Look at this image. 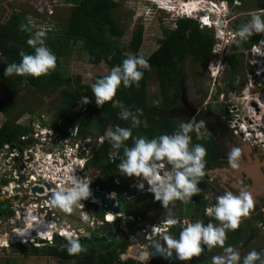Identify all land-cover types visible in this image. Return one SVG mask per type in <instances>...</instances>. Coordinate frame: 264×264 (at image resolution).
Listing matches in <instances>:
<instances>
[{
	"label": "trees",
	"instance_id": "16d2710c",
	"mask_svg": "<svg viewBox=\"0 0 264 264\" xmlns=\"http://www.w3.org/2000/svg\"><path fill=\"white\" fill-rule=\"evenodd\" d=\"M229 5L237 0H225ZM256 10H264V0H255ZM72 3L65 21L62 23V32H46L45 45L56 57L55 69L47 75L33 78L31 76H4V69L7 64L20 61V53L32 54L33 49L26 41L32 36V26L26 21L25 13L16 11L10 13L4 22H0V84L9 91L19 93L25 85L46 91L49 89L58 90V105L52 119L61 118L77 125L79 134L85 138L92 135V138L104 136L105 142L95 146V144L85 143L89 146L90 157L87 167L99 170L100 174L117 172V165L124 158L123 146L120 149H112L107 132L113 131L116 126L131 128L132 136L145 137L147 139L157 137L162 134L171 135L178 130L180 123H188L181 115L176 117V112L183 103L181 102L182 85L179 67L189 56V60L200 64L202 67H209L213 62V46L215 39L213 35L202 30L199 23L191 17H181L174 21L172 28H163L161 37L157 39L156 48L144 57L149 70L143 71V76L137 85L125 88L122 84L117 88L112 100L97 107L95 98L91 92L90 85L96 78L105 74H93L88 81H83L80 75H70L68 69H64L65 56L74 53L76 48H80L86 54L88 65H98L100 63L111 70L113 66L120 65L128 58V55L141 56L140 47L143 42V28L137 26L131 33L129 41L123 43V29L117 25V21L112 17V11L119 4L115 0H68ZM243 2V0H238ZM248 22V19L241 20V26ZM23 24L28 31H21ZM161 25V23H160ZM261 39V33H254L247 41L236 43L238 37L232 42L231 54L225 56V62L231 73L234 72L237 63V52L249 50L253 44ZM143 57V56H142ZM153 76L157 83L160 102L149 100L148 79ZM87 97L88 103L82 104V98ZM120 103H123L130 112L136 115V127H132L131 119H119ZM13 105L6 104L2 108L8 111ZM72 113V117L69 114ZM28 114H32L28 110ZM220 114H223L221 110ZM36 116V115H34ZM31 115L30 122L34 121ZM39 116V115H38ZM193 122V121H192ZM29 126L16 124L12 121H5L0 125V154L5 152V144L14 145L19 135L28 132ZM198 130L189 133L191 141L189 148L193 145H202L206 150L204 157V172L209 165L220 156V149L214 138L207 134V137H198ZM124 145L131 147L133 140L130 137ZM117 151L118 158L113 163H107V155ZM5 182V181H4ZM6 184V182H5ZM200 192L191 197L188 202L192 203L194 212L204 211L206 200L203 192L206 189V181L199 178L197 185ZM204 188V189H203ZM145 196V195H144ZM148 199L152 195H146ZM144 206L152 202L146 200ZM185 203L176 201L170 203L168 211L174 217L183 215L182 206ZM94 205L88 204L91 210ZM132 205L129 206L130 209ZM139 204L136 208L139 209ZM94 210V209H93ZM141 211V209H139ZM202 211V212H203ZM96 214L101 215L100 211ZM140 214L139 216H141ZM192 217V215H191ZM166 217H164L165 219ZM119 226L122 225L120 221ZM117 225V226H118ZM128 229L131 228L128 225ZM240 241L239 228L228 231L224 241V247L235 246ZM66 239L56 236L52 244H45L43 247L30 246L33 253H42L56 259L57 264H143L140 261L129 257L128 253L121 248L117 239L107 240L102 243L80 241L81 247L86 249L76 255H68L65 251Z\"/></svg>",
	"mask_w": 264,
	"mask_h": 264
},
{
	"label": "rangeland",
	"instance_id": "374dc122",
	"mask_svg": "<svg viewBox=\"0 0 264 264\" xmlns=\"http://www.w3.org/2000/svg\"><path fill=\"white\" fill-rule=\"evenodd\" d=\"M115 1L119 6L114 9L111 14L112 17L116 19L117 25L124 31L121 39L123 43L129 41L132 31L137 26L143 28V42L139 51V54L143 57H147L156 48L157 39L162 36L161 30L163 28H172L175 19L191 15L198 16V14H202V11L208 9L210 13L213 12L209 14L210 19L217 22V26L218 24L222 25L217 27L213 24L210 27H203L202 30L213 35L217 43H223V51L214 58L215 62L221 60L222 66L218 68L214 64L215 68L214 66L205 68L198 63L190 61L188 56L179 67L184 100L192 109L197 110V112L210 111L218 114L222 108L224 111H229V114L224 118L226 124L230 113H238L241 116L248 111H254L256 108L254 103L257 102L256 99L259 98L262 89L257 87V85L254 86V89L250 88V84L257 78L250 76L252 66H250L251 60L249 54L247 55L246 52H244L246 50L243 51L241 49L237 52L238 67L233 73L229 71L228 66L223 63L222 59L224 54L225 56L231 54L230 47L233 39L230 38V36L227 38L226 35H228V31H233L235 33L241 26V20H249L251 14H258L261 16L262 20H264V12H258L260 10L255 11L257 9L255 0H243V2L233 1L231 5L225 0H202L199 5H196L194 10L193 6L195 3L189 2L192 3L190 5L192 9L189 13L185 12V9L187 10L186 6L189 3H186V5H184L185 7L180 3L187 0H171V3L175 7V11L173 12L164 10L161 6L156 5L159 1L168 4L169 1L167 0H154V2H148L147 0ZM222 1L225 2L222 3ZM71 4L72 3L68 2V0H0V22H4L11 12L16 11L20 14L25 13L26 21L32 26L31 29H34V31H32L33 33L37 30H44L45 33H56L57 31L61 33L63 28L62 23L67 17ZM216 34L220 37L217 38ZM225 40H227L226 43ZM129 56L132 55H128V57ZM64 60V69H68L72 76L80 75L85 82L88 81L93 74L107 75L110 71L107 66L102 63L95 66L88 65L86 63V54L82 52L80 48H76L74 53L66 55ZM217 70L218 73L216 72ZM224 92H226V94ZM148 96L150 101L160 102L157 83L152 75L148 79ZM246 96H249V98L245 100ZM260 97L264 98V95ZM252 100L254 103H252ZM58 101V90L56 88L40 91V89L25 85V87L17 93L16 91L6 90L0 84V125L5 121L12 120L16 124L26 125L28 124V117L31 115H36L37 117L40 115L41 119L48 117V120L51 121L52 116L56 112ZM6 104H12L13 106L8 111H3L1 107ZM28 110H31L32 114H28ZM69 116L72 117V113L69 114ZM25 118H27V121ZM200 134L205 135L206 133L202 131ZM90 137H92V135H90ZM85 138H87V136ZM41 144L44 148L40 145H33L32 149L36 150L38 153L39 163H44L45 158L43 156L46 149L45 146L48 145L46 143ZM51 160L52 158L50 157L49 162ZM50 165L51 164H48L46 168L47 172L49 171ZM72 165L75 168L77 161L73 162ZM31 168V173L38 172V177L37 175L34 176L36 181L39 180V184L44 186L45 182L40 176V171H38L39 169L43 170L42 164H35L31 166ZM8 171L9 168L7 166L0 167V205H2V203H7L13 212L9 220L0 218V264H57V260L50 256L43 255L42 253H33L30 246H38L41 248L44 244L39 243L36 239L31 240L35 238L32 234V236L27 237L26 241H21L20 238H10L11 234L14 232L13 229H20L22 227L23 229L27 228L31 224L30 220H33L27 215L16 219L14 218L15 214L18 216L17 212L19 210L23 207L26 208V204L30 200L26 199L27 197L24 196V193L26 194L27 192L24 190V192H22V189H18L21 192H15V194L12 192L13 199H11L9 190L11 186L7 184V179H5V175ZM98 176L100 177L101 175H99L97 171H91L90 178L95 179ZM138 179L139 178L131 177L128 182L133 186L138 182ZM26 180H30L29 185L33 183L32 179L26 174L22 178L23 187H28L26 186ZM90 180L88 183L91 182ZM4 181L7 184V186L5 185L6 188L4 186ZM141 193H144V190L141 191ZM16 195H18L17 198L15 197ZM49 196L50 198L52 197L51 195ZM8 197L10 199H8ZM40 198L46 199L44 193ZM147 200H151L159 205L158 209L157 206L154 205V211L147 212V214H149L147 219L153 218L152 220L154 221H160L165 217V213L168 214V209L162 208L159 201H154L153 197ZM136 201L138 204V200ZM42 204L46 205L44 202ZM44 209H46V206ZM53 210L54 215L47 214L45 218L53 222L58 218L57 224H61L63 229L67 231L66 238H74V236H77L79 239H82L81 237L90 239L99 235L96 234L88 237L89 227L92 224L91 227L95 228L96 224L91 223L93 214L89 215L90 213L88 211V213L85 212L84 208H78V206L75 205L70 213H65L58 207H54L50 204V210H48V212ZM258 212L260 213L261 211ZM131 214H134V211ZM141 216L143 218V215ZM247 219L252 220L253 218L250 215ZM253 221L255 228L259 232L260 230L257 226L259 220L253 219ZM136 227L138 228L139 225ZM23 242L27 244H22ZM251 244H254V242H251Z\"/></svg>",
	"mask_w": 264,
	"mask_h": 264
},
{
	"label": "clouds",
	"instance_id": "9594fccd",
	"mask_svg": "<svg viewBox=\"0 0 264 264\" xmlns=\"http://www.w3.org/2000/svg\"><path fill=\"white\" fill-rule=\"evenodd\" d=\"M147 1L154 2L152 0ZM189 2H194L196 6L199 5L202 0H187L180 3L183 4ZM156 5L161 6L164 10L171 12L175 11V7L172 3L171 5H168L159 1V3ZM205 13L207 12L204 10L202 11V14H198V16L191 15L187 17H191L199 23L200 18L203 17ZM19 27L21 31H28V29L23 24H21ZM254 33H261V35L264 33V20H262L261 16L258 14H251L248 22L240 26V28L234 33V36L238 37L236 43L239 44L240 42L247 41L248 38ZM45 37L46 33L44 30L35 31L33 35L26 41V43L33 49L32 54H25L21 52L19 63L13 62L7 64L4 69V76L7 77L14 74L17 76H31L36 78L42 75H47L50 71L54 70L56 66V57L45 45ZM234 40L235 38L233 41ZM212 54L213 62L209 63V67L214 66V58L217 57L216 52ZM246 54L248 55L249 53L246 52ZM224 57L225 54L223 59ZM149 67L150 66L148 62L144 57L139 55L129 56L128 58L124 59L120 65L113 66L107 75L96 78L94 83L90 85L91 92L95 98L96 106L100 107L106 102L112 100L116 94L117 88L120 87L121 84L125 88L137 85L143 76V71L149 70ZM216 72L218 73V71ZM255 80L257 81V79ZM260 84L261 85L259 88L262 89L260 96H263L264 84H262V81ZM260 96L258 98L259 102H261L260 106L258 103H255L259 106L260 110L263 111L261 106L264 105V98H261ZM88 102L89 101L87 97L82 98V104H87ZM255 103L254 105L256 106ZM258 106H256V108H258ZM119 107V119H131L132 127H136V115L130 112L123 103H120ZM228 114L229 113L223 115L224 117L222 121L229 130L228 120L232 119L233 114L231 115L230 113L226 124L224 118ZM203 126V121H189L188 123L182 122L179 124L178 130L173 134H162L150 139H147L143 136H132L131 128H122L120 126H116L113 131L107 132L112 149H120L123 146L124 158L117 165L118 172L127 177L139 178L138 182L135 184L136 189L143 191L147 188L146 191L148 192L144 191V194L152 195L153 200L159 201L162 208L168 209L169 204L177 200L182 203H188L193 195H196L200 192V189L197 186L199 183V178L201 177L205 179L206 189L202 194L207 203L205 215L214 217V219L219 223L217 225H214L212 222L203 224L199 221H195L196 218L192 217H190L191 219H189V217L181 219L183 215L174 217L169 210L167 219L165 221L168 225L167 232L162 235V242H157L153 245L157 254H160L164 257H171L174 254L178 261H186L192 257H195V261L198 259L197 257H203L200 255L203 250L202 246H206L209 249L214 246H223L226 238V230H235L238 227L239 218L241 216H247L250 208L252 207L250 193L246 190V186L242 187V185L246 182H241L239 180L241 188L238 194L234 195L233 193L228 192V190H222L216 177L218 174L222 175V171L228 168L222 167L223 169L220 168V170L209 165L208 169L204 172V157L206 155L205 148L199 144L193 145L191 148H189L191 141L189 133L191 131L198 130L197 136L204 137V135L200 134V132H202L204 129ZM130 137L133 140V145L128 147L124 145V142ZM235 140L242 142L236 138ZM247 146L251 148L249 153L253 155L252 153L254 152L255 148H252L248 144ZM256 150L264 151V149L259 148H256ZM112 155L113 153L109 154L110 158ZM239 156L240 150L238 148H233L229 152L228 164L232 169L238 168ZM6 157V152H3L0 155V167H6ZM224 160H226V157ZM254 164H256L255 161ZM217 169L220 171L215 172L214 170ZM261 170L264 174V164L261 166ZM10 173L11 171L9 170L7 174ZM65 181L69 186L66 189L61 187L59 190L54 191L52 193L50 203L52 206L58 207L63 212L70 213L73 209V206L80 204L82 200H85L91 196L89 188L90 183L81 180L74 174L67 176ZM213 183H217L219 192L214 193L215 190L211 188L214 186ZM208 188L212 189V192L208 191ZM212 193L214 194L212 195ZM115 195L116 194L114 192L109 193V198H115ZM212 200H216L215 204L212 203ZM260 210L262 211V214L260 213L259 220L264 221V204L261 205ZM22 216H25L24 207L19 210V217ZM14 218L16 219V217ZM57 221L58 220H55L52 226L53 228L49 230V233H51L53 237L50 244H52L54 238L58 236L66 239L67 242L65 245V251L68 255H76L82 251H86V249L81 247V243L78 239L66 238L65 234L56 235L55 230L57 229H62L65 231L61 224H57ZM105 222L110 223L112 226L113 221ZM180 224H183V226L179 234L176 233L178 234V238L177 236L173 237L167 234L171 226L177 228L180 226ZM133 229H129V231L132 232ZM112 234L114 235L113 232ZM34 239L37 240L36 237L33 238V240ZM139 239H141L140 236L136 237L134 240ZM48 242L45 244H49ZM22 244L27 243L23 242ZM135 251L136 250H134V252ZM134 252H129L128 254H133L129 255V257H135L141 259L144 264H150L148 263V260L151 257H139L134 255ZM223 253L224 254L221 256L213 257L212 264H264V258H262L261 253L255 250L249 251L246 255L241 257V254L238 250L228 246L224 247ZM156 259H160L162 262L166 263L162 258ZM189 264H194V262L191 261Z\"/></svg>",
	"mask_w": 264,
	"mask_h": 264
},
{
	"label": "built area",
	"instance_id": "2783aa9c",
	"mask_svg": "<svg viewBox=\"0 0 264 264\" xmlns=\"http://www.w3.org/2000/svg\"><path fill=\"white\" fill-rule=\"evenodd\" d=\"M167 1H169L168 5H171V0H167ZM224 2L225 1H222V3ZM185 4L186 3L182 4L183 7H185L184 6ZM185 12L189 13L190 10L185 9ZM258 12H264V10H260ZM213 24L217 26V22L211 20L210 15L204 14L203 17L200 18L199 25L201 28L210 27ZM227 34H228L226 35L227 38H229L228 36H230V38L232 39L236 38L234 36L233 31L232 32L228 31ZM216 36L217 38L220 37L218 34H216ZM226 42L227 40H225V43ZM223 48H224L223 43L215 42L212 52L213 53L216 52V56H217L220 54V52L223 51ZM246 52L249 53L251 60L250 66H252V71L250 76L257 78V81L255 80L252 82V84H250V88L254 89L255 85H257V87H260L261 81L262 84H264V33H262L261 39L256 44L252 45L248 51L246 50ZM215 65L218 68L221 67L222 66L221 60H217L215 62ZM256 101L260 106L261 103L259 102L258 98L256 99ZM263 108L264 105L261 106V109ZM255 112L257 115H255ZM263 112L264 111H248L245 115H241L240 117L242 122L238 124L237 128L234 125L236 117L234 116V113H231V115L233 114L234 118L232 117V119L228 120L229 134H231L234 138L239 139L242 142L248 144L252 148L264 149ZM28 118L31 119V116H29ZM244 118L248 119L249 122L246 123L247 120L245 121ZM29 119L27 121V118H25V120L28 122L27 125L29 126L28 132L24 135H19L18 139L15 140L16 144L14 145L5 144V146L3 147L5 149V152L7 153V157L5 159L6 166L11 171L10 174L5 175V179H7L6 180L7 184L11 186L9 187L11 197H12V192L13 194H15V192H21V191L27 192L26 194L24 193V196H26L27 197L26 199L30 201L26 204V208L24 207L25 215L30 216L31 219L32 217L35 219V215H37L38 213V215L40 216L39 221L49 223L51 225L50 228L52 229L53 223L55 221L53 222L45 218L47 214L54 215V210L48 212V210H50V204H51L50 203L51 198L49 195L54 191L59 190L61 187H64L66 189L69 185L65 181V178L72 174L76 175L85 182H88L91 179L90 180L91 182L89 184V187H91L94 180L93 178H90L91 171H97L99 175L101 174L99 170L90 169L87 167L88 165L87 161L88 158L90 157L89 154L90 147L84 146V144L91 143V145L95 144V146H97L103 144L106 138L104 136H99L94 139L90 136L89 137L87 136V138L84 139L82 138L83 136L79 134V130L76 124L74 123L71 124L69 121L66 120L63 121V119L61 118H56L55 120L52 119L51 121H49L48 117L41 119L39 115L38 117L34 116V121L32 122H30ZM41 143H46L48 145L45 146L46 149L43 156L45 158L44 163H39L38 153L36 152V150L32 149L33 145L43 146ZM111 153H113V155L110 158L109 156L110 153H109L107 155V160H105V162L107 161V163H113L118 158L117 151H113ZM50 157L52 158V160L49 162ZM75 161H77V165L74 168L72 164ZM35 164H42L43 166V170L39 169L38 171H40V176L43 178L45 182L44 186H41L39 184L40 181L39 180L36 181V179L34 178L35 175H37L38 177V172L31 173L32 170L31 166ZM48 164L51 165L49 166V171L47 172L46 168L48 167ZM26 174L30 179H32L33 183L29 185L30 180H26L27 182L26 186L28 187H23L24 185L22 186V178ZM114 183L116 184V186H118L117 179H114ZM46 185H48L49 189H47ZM33 187H40V188L46 187V190L44 189L41 193V195H43L44 193L46 199H41L40 198L41 195L39 193L31 194V189ZM128 187L133 188L135 187V185L132 186L129 184ZM18 189H22V190L19 191ZM146 189L144 191L148 192L146 191ZM99 190L100 189H98V186H93L92 190H90L91 196L85 199L86 201L82 200L81 203L78 204V206L82 208L85 206V203H90V204H95L98 207H102L100 199L95 198L93 196V193ZM105 195L106 197H109L108 194ZM15 197L17 198L18 195H16ZM43 202L46 205H43L42 204ZM115 205L116 202H114L113 206ZM45 206L46 209H44ZM17 213L18 216L17 214L14 215V217L16 218L19 217V211ZM107 214L108 216L111 215L113 218L120 216L119 213H114V212H105L103 219L95 215L91 220V223L96 224L95 228L102 229L105 221L110 222V220L107 219L108 218ZM56 220H58V218H56ZM257 226L260 232L264 234V221L259 220L257 222ZM167 229H168V225L166 224V222L160 220V221H155L154 223H145L144 225H139L138 228L134 227L132 232L129 231V229L124 228L123 232L130 239L132 238V234H139L141 238H144V242H140L141 244L136 245L137 249L135 250L139 251V249H144L148 245L154 244L153 239L160 238L164 233L167 232ZM18 230L19 229H13L14 232ZM71 231L74 232L73 230ZM55 233L56 235L59 234H65V236L67 235V231H63L60 229L55 230ZM46 236L49 240L48 243L50 244L53 239L52 234L49 233V235ZM74 238L77 239L78 237L74 236ZM128 255H133V254L131 253Z\"/></svg>",
	"mask_w": 264,
	"mask_h": 264
},
{
	"label": "flooded vegetation",
	"instance_id": "af4514ba",
	"mask_svg": "<svg viewBox=\"0 0 264 264\" xmlns=\"http://www.w3.org/2000/svg\"><path fill=\"white\" fill-rule=\"evenodd\" d=\"M222 60H223V63L226 64L224 59H222ZM221 110L223 111L222 115L220 114ZM221 110L218 114L210 112V111H199V112H197V110H195V109H192V108L189 109L185 105H182V107L179 110L174 111V112H176L175 114H176V117H178V118L181 115L182 117L184 116L183 118L188 120V121H193V122L203 121L204 122V126H203L204 129L202 131H204L207 134H209L210 136H212L214 138V141L218 144V147L220 149L219 158L216 160H213V163H211L210 165L213 167H224L226 165L228 167H230L228 164V154L231 151V149L238 148L240 151H242L243 148L247 147V144L242 143V142H238L237 140H235V138L231 134H229L228 128L226 127V125L222 121L223 117H224L223 115L226 113H229V111H224L223 108ZM256 110H258V109L255 108V111ZM234 116L236 117L234 125L237 128L238 124L241 123L242 121H241L240 114L234 113ZM244 120L245 121L247 120L246 123L249 122V120L246 118H244ZM256 151L257 150L255 149L254 152H256ZM222 155L227 157L226 160H224L225 157H223V158L221 157ZM225 161H226V163H224ZM241 161H245V158L239 157L238 163H240ZM130 178L131 177H127V176L120 174L118 171L112 172V173H105V174H102L100 177L94 179L93 183L91 185L92 188H93V186H98V189H100L99 191L103 192L104 186L107 183H109V185H113V186H115L116 189H121L123 191L124 207L126 206L125 209H126L127 213H126L125 217H122L121 215L118 217H114L113 223H112L113 226H111V229H112V232L114 233L115 239L118 240V244L121 245V248H123L126 251V253L128 251L134 252V250L137 247L136 245L141 244L140 242H144V240H142V239H139L136 241L131 240L126 235H124L123 229L124 228L128 229V227H129L128 225H130V227H136L138 225H144L145 223H154L155 222L154 220H152L153 219L152 217H151L152 219H147L149 216V214H147V212L148 211H154V205L155 204L150 203V204H148L149 206H144L147 203V202H144L148 199L146 197L147 194L141 193L135 187L129 188L128 187V185H129L128 181L130 180ZM114 179L118 180V186H116V184L114 183ZM4 185H6V184H4ZM213 185L214 186H212L211 188L213 190H215L214 193L219 192L217 183L216 184L213 183ZM42 189L46 190V188H42ZM128 189H134L135 192L130 193V194L126 193ZM212 189L208 188V191L212 192ZM35 193H38V192H35ZM214 193H212V195ZM39 194L41 195V193H39ZM8 199H10V198L8 197ZM11 199H13V197H11ZM136 200H138V204L140 206L139 209H141V211L138 208H136V205H137ZM260 200L262 201L261 198H260ZM175 202L176 201L171 202V203L174 204ZM88 204H90V203H87V204H85L84 207H82V208H84V211L85 212L88 211L90 213L89 215L93 214L92 215L93 217L96 215L99 218L103 219L105 212L100 211L101 215H98L96 213L98 212L97 210H99V208L97 206H95L94 204H91V205H94L95 208L92 207V209L89 210L87 208ZM130 205H132V207H131L132 209L129 208ZM10 208L11 207H9L7 205V203H5V204L2 203V205H0V218H6L7 220H9L10 216L13 213ZM78 208H80V207H78ZM133 211H134V214H131ZM140 214L143 215V218H142V216L141 217L137 216ZM107 217H108L107 219H109V220L112 219L111 215L108 216V214H107ZM252 218L259 220L260 219V213L258 211H256L255 215H253ZM253 219H252V221H253ZM120 221L122 222V225L119 226L118 224ZM89 228L90 229L88 232V237L94 236L100 232L103 233V231H101L100 228H92L91 229V226ZM179 232H180V227L178 226V231L176 233L179 234ZM176 233H171V231H170L167 234L174 236V235H176ZM259 233H261V232L259 231ZM77 239H79V238H77ZM153 242L154 243L162 242V236L160 238H154ZM259 249L260 248H247V250H244V254L242 255V257L244 255H246L247 252L255 250V251L261 253L262 258H264V244H263L262 248L260 250ZM221 255H223V253L222 254H215V256H221ZM152 260L159 261V264H166V263L162 262L160 259H154L152 257L148 260V263H150Z\"/></svg>",
	"mask_w": 264,
	"mask_h": 264
},
{
	"label": "water",
	"instance_id": "95a60500",
	"mask_svg": "<svg viewBox=\"0 0 264 264\" xmlns=\"http://www.w3.org/2000/svg\"><path fill=\"white\" fill-rule=\"evenodd\" d=\"M226 94V92H224ZM181 102L183 103V105H185L187 108L191 109L189 107V105L187 104V102H185L183 94L181 96ZM251 151L250 147H245L242 149V151H240V156L239 157H243L245 158V161H241L240 163H238V168L235 169L236 172V177L238 178V180L241 178L242 181L245 180V182L248 184V189L250 196H255L256 192H252L253 191H257L259 190L261 193V195L259 196L260 198L264 199V174L262 173L261 170V166L264 164V151L263 150H259L256 152H253L251 155L249 152ZM222 158L224 157V155L221 156ZM254 161L256 162V164H254ZM218 170V169H217ZM217 170H214L215 172ZM220 171V170H218ZM234 172V173H235ZM232 173V172H231ZM240 177H239V175ZM238 186L241 185L240 183H238ZM46 187L48 188V185H46ZM90 190H92V187H89ZM104 189L106 192H114L115 198H108L106 197L105 193L102 191H95L93 193V196L95 198H99L102 204V207H99V210L97 211H104V212H114V213H119L122 217L126 216V209L124 207V201H123V191L121 189H116L115 186L113 185H109V183H107L104 186ZM32 192L38 191L42 193V189L39 187H33L31 189ZM134 189H128L126 193H134ZM52 196V194H50ZM114 202H116V205L113 206ZM195 222V221H192ZM183 224H180V230L182 228ZM103 233H100L97 236H94L90 239L83 237L82 239H78L79 241H84L86 243L89 242H105L107 240H113L115 239V236L112 234V229H111V225L108 222H105L102 228ZM105 232V233H104ZM34 234V233H32ZM139 234H132V238L131 240H134L136 237H138ZM178 238V234L174 235L173 237ZM142 240H144V238H141ZM136 241V240H134ZM155 244V243H154ZM148 245V247L144 248V249H140L138 252L135 251L134 255H137L139 257H152L154 259L156 258H162L167 264H189L190 261L194 262L195 264H198L202 259H200L199 257H197L198 259L196 261H194L195 257H192L189 260L186 261H178L175 258V255L173 254L171 257H164L160 254H157L153 245ZM129 253V251L127 252Z\"/></svg>",
	"mask_w": 264,
	"mask_h": 264
},
{
	"label": "crops",
	"instance_id": "0c3cea01",
	"mask_svg": "<svg viewBox=\"0 0 264 264\" xmlns=\"http://www.w3.org/2000/svg\"><path fill=\"white\" fill-rule=\"evenodd\" d=\"M204 137L206 138L207 134H205ZM224 163H226V161ZM224 167H227L229 170L228 169H224L222 171V175L218 174L217 177H216V179L219 182V185H220L221 189L222 190H228V192H231L234 195L238 194V192L240 190V186H238L239 180L241 182H245V180L242 181L241 178L238 180V178L236 177L235 169H232L231 167H228L227 165L224 166ZM216 168L223 169L222 167H216ZM239 177H240V175H239ZM245 186H246V190L249 192L250 189H248V184L245 183V184L242 185V187H245ZM252 192L253 193L256 192L255 196H251L252 207L250 208L247 216H241L239 218L238 228H239L240 241L235 246H233V248L235 250H238L240 252L241 257L244 254V250H247V248H260L261 249L263 244H264V236H263V234H261V233H259L257 231V229L255 228L254 223H253L252 220H248L247 219L248 216L250 217V215L251 216L255 215L256 211H261L260 207H261L262 204H264V199L261 198L262 199V201H261L260 197H259L261 195L260 194L261 192L259 190H257V191L256 190L255 191L252 190ZM215 202H216V200H212L213 204H215ZM155 205L157 206V209H158L159 205L157 203H155ZM207 207H209V206H207ZM202 211H200V212L198 211L196 213V212H194V210L192 208V203H190V204L189 203H185L184 206H183V216H182L181 219L188 218V217H189V219H191L190 215H192V218H196L195 221H199V222H201L203 224H207L208 222H212L214 225H217L219 223L218 221H216L214 219V217L205 215V209H204L203 212ZM260 213L262 214V211ZM137 216H139V215H137ZM167 216H168V214L165 213V217H166L165 219H167ZM139 217H141V216H139ZM133 228L134 227H131L130 229H133ZM170 231H171V233H176L178 231V227L176 228L174 226H171L169 232ZM228 231H231V230H226V234L228 233ZM251 242H254V244H251ZM202 249L203 250L200 253V255L203 256V259H202V257H199L202 260L198 264H212V259L215 256V254H222L223 253L224 245L223 246H214V247H212L210 249L207 248L206 246H202ZM131 258L135 259L136 261L142 262L141 259H138V258H135V257H131ZM150 264H159V261L152 260L150 262Z\"/></svg>",
	"mask_w": 264,
	"mask_h": 264
},
{
	"label": "bare ground",
	"instance_id": "6f19581e",
	"mask_svg": "<svg viewBox=\"0 0 264 264\" xmlns=\"http://www.w3.org/2000/svg\"><path fill=\"white\" fill-rule=\"evenodd\" d=\"M192 3H194V2H192ZM192 3H189V4H187V6H186V8L188 9V8H190L189 10H191L192 8L190 7V5L192 4ZM186 5V4H185ZM189 6V7H188ZM196 8V6H195V4H194V6H193V10ZM209 10V9H208ZM208 10H206V12L207 13H205V14H211V13H213V12H209ZM220 22V21H219ZM222 24H218V26H221ZM249 98V96H246L245 97V100L246 99H248ZM252 102H253V100H252ZM257 103V102H256ZM255 103V104H256ZM256 106H258L257 104H256ZM258 108H259V106H258ZM257 108V109H258ZM260 110V108L258 109V110H256V111H259ZM254 111H255V109H254ZM261 111V110H260ZM263 111H264V108H263ZM255 115H257L256 114V112H255ZM264 120V119H263ZM161 175H163V174H161ZM46 188V187H45ZM42 189V188H41ZM47 189H49V188H47ZM43 190V189H42ZM35 192H38V191H35ZM35 192H32L31 191V194H34ZM103 192L105 193V194H108L109 195V193H112V192H106L105 191V189H103ZM38 193H41V192H38ZM109 198V197H108ZM84 201H86V200H84ZM85 204H87V203H85ZM95 205V204H94ZM96 206V205H95ZM184 206V205H183ZM183 206H182V209H183ZM79 207V206H78ZM98 207V206H97ZM81 208V207H80ZM99 208V207H98ZM112 219H113V217H112ZM112 219L110 220V222H112ZM32 220L33 221H31L30 220V225H29V227L28 228H24L23 229V227L22 228H20L18 231H16V232H13L12 234H11V239H14V238H20V240L21 241H26V239H27V237H30V236H32V235H34V237H36L37 238V240L39 241V243H43V244H45L46 242H48L49 240H48V238H47V236L46 235H49V230H50V227H51V225L49 224V223H46V222H41V221H39L40 220V218H39V216H37V215H35V219L32 217ZM161 221H166V219H162ZM18 233V234H17ZM32 233H34V234H32ZM32 234V235H31ZM9 238V239H10ZM17 241V240H16Z\"/></svg>",
	"mask_w": 264,
	"mask_h": 264
}]
</instances>
